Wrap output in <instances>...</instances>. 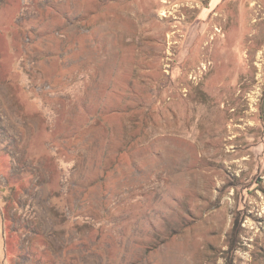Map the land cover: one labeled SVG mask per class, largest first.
Masks as SVG:
<instances>
[{
    "label": "rangeland",
    "instance_id": "obj_1",
    "mask_svg": "<svg viewBox=\"0 0 264 264\" xmlns=\"http://www.w3.org/2000/svg\"><path fill=\"white\" fill-rule=\"evenodd\" d=\"M0 205L22 263L264 264V2L0 0Z\"/></svg>",
    "mask_w": 264,
    "mask_h": 264
},
{
    "label": "trees",
    "instance_id": "obj_2",
    "mask_svg": "<svg viewBox=\"0 0 264 264\" xmlns=\"http://www.w3.org/2000/svg\"><path fill=\"white\" fill-rule=\"evenodd\" d=\"M6 185L9 186L10 184L7 183ZM9 187L12 191H15L17 189V186H14V185H12V186L10 185ZM14 188H15V190H14ZM0 207H1V205H0ZM0 217L2 220V227H3V233H4V239H5L4 243H5V247H6V253L10 254L11 258H12L9 264H54V263H49L48 258H44V260L39 259L38 262L33 261L31 259V263L30 262L22 263L19 260H14L15 252H14L12 243L16 238H19V234H18L19 231H18V229L13 227L14 218H13L11 212L9 211L7 205H4L2 211L0 210ZM82 217H84V216L81 215V213H78L75 216H73L72 214H68L65 217V221L67 223V227H65V229L66 228L71 229L72 226H69V225H71V224L74 225V223H76V220L78 219L80 221L82 219ZM86 217H87V219L85 218V221H84L85 224L89 223L88 216H86ZM95 220L97 221V219H95ZM96 223H98V225H100L101 221H98ZM18 251L23 252L24 248L19 247ZM0 264H6L5 259L0 260Z\"/></svg>",
    "mask_w": 264,
    "mask_h": 264
},
{
    "label": "crops",
    "instance_id": "obj_3",
    "mask_svg": "<svg viewBox=\"0 0 264 264\" xmlns=\"http://www.w3.org/2000/svg\"><path fill=\"white\" fill-rule=\"evenodd\" d=\"M222 0H210V3H211V5H217V4H219V2H221ZM263 2H264V0H262Z\"/></svg>",
    "mask_w": 264,
    "mask_h": 264
}]
</instances>
